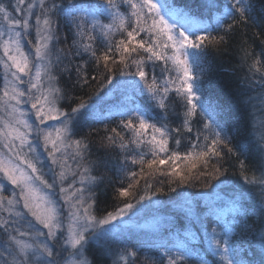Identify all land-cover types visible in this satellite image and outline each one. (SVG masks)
Here are the masks:
<instances>
[{
    "label": "snow or ice",
    "instance_id": "1",
    "mask_svg": "<svg viewBox=\"0 0 264 264\" xmlns=\"http://www.w3.org/2000/svg\"><path fill=\"white\" fill-rule=\"evenodd\" d=\"M196 4L200 11L187 4L178 7L175 0H97L95 3L92 0H0V67L3 69L0 264H104L102 257H111V264L136 262L137 251L125 246L113 252L108 245L118 230L127 227L123 217L131 213L135 205L128 202L101 218L95 215L93 187L97 177L92 171L104 161L90 159L88 135L75 138L82 122H102L105 115L96 104L89 105L82 100L75 107L69 105L68 110L60 103L65 99L59 86L61 76L74 70L76 83L88 85L89 61L97 71L103 69L101 78L107 84H112L115 78L116 65L123 66L117 69L121 76L133 77L119 82L109 92L125 87L140 95L146 92L162 110L169 107L166 102L170 93L174 92L184 102L181 127L171 129L164 122L166 111L159 121L153 122L144 109L127 97L133 106L119 112L125 117L117 125L121 131L112 128L113 135L107 136V140L113 146L119 141V148L126 152L121 170L126 171L129 180L138 175L128 167L129 161L131 165H140L143 172L144 165L153 169L167 160L173 163L180 160L181 153L172 151L169 141L178 147L180 139L173 134L179 136L182 130L192 132L193 120L202 123L210 136H203L201 146L197 133L191 150L183 154L184 159L204 160L207 164L227 154L239 159L251 151V145L233 146L231 139L222 135L225 109L204 98L197 72L203 73L209 49L226 46L237 25H252L264 32V11L257 13L254 0H229L222 12L216 0H196ZM214 9L217 10L214 23L205 22L204 11L211 16ZM229 20L232 22L228 23ZM62 29L67 30L63 37ZM62 38H71L69 49L59 47ZM141 51L143 57L133 58V53L139 56ZM85 54L88 60L83 59ZM76 57L82 62L73 64ZM260 57H264V49ZM260 57L245 53V58L251 61L250 72L260 71L258 66L264 65ZM146 61L151 62L147 71ZM157 61L162 62L163 70L169 73L162 81H158L155 74ZM131 65H135V71H127ZM249 83L253 90H260L259 104H251L253 98L244 99L247 93H243L233 101L236 115L242 109L255 107L264 112V72H260L259 82L251 80ZM101 91L103 88L95 95L102 100ZM122 132L129 134L128 143L124 142ZM259 143L254 167L260 175L245 174V162L241 160V177L244 184L251 187L245 188L242 184L232 202L235 211L247 216L244 201L254 199L253 190L259 189V230L245 223L237 232L235 222L228 221L220 224L221 232L212 229L210 247L221 264H257L248 258L249 251L259 255L258 264H264V132L260 134ZM148 156L151 158L146 159ZM196 166L192 164L193 168ZM173 173L180 183L187 179L175 168ZM223 174L219 167L214 173H202L206 176ZM46 175H50V180ZM145 187L150 185L146 183ZM118 193L122 197L130 196L126 188L119 189ZM146 199H151L150 193L141 195L136 202ZM257 236L259 253L255 248ZM245 242L247 248L243 247ZM92 244L97 245L101 258H88ZM160 247L166 248L163 257L167 258V264H183L193 255L199 264H208L204 256L186 245Z\"/></svg>",
    "mask_w": 264,
    "mask_h": 264
},
{
    "label": "trees",
    "instance_id": "2",
    "mask_svg": "<svg viewBox=\"0 0 264 264\" xmlns=\"http://www.w3.org/2000/svg\"><path fill=\"white\" fill-rule=\"evenodd\" d=\"M92 2L95 3L97 0H92ZM216 2L220 6L219 11L222 12L223 5L229 0H216ZM254 2L257 13L264 11V0H254ZM175 3L178 7L187 4L196 11H200L196 0H175ZM216 14V9L212 11L211 16L205 10L202 19L205 22L214 23ZM104 22L109 21L104 20ZM231 22V20L228 21V23ZM66 31V29H62V37ZM220 34H223L222 30ZM213 35H216V32H213ZM70 46L71 38L61 39L60 48L67 50ZM97 46H99V42H97ZM262 49H264V32L252 25H237L226 46L209 49L203 73L197 72V79L204 98L213 105L217 103L223 105L225 109L226 123L222 135L226 139L230 138L233 146L251 145V151L246 156H240L239 159L235 155L227 154L222 159L220 157L213 158L207 164L204 163V160L184 159L183 154L191 150L197 133L201 137L199 142L201 146L204 143L203 136H210V133L203 129L202 123L193 120L192 132L182 130L179 136L173 134L174 138L180 139L178 147L171 140L169 141V148L181 153L180 160L175 163L172 160H167L164 165H155L153 169H148L147 165H144L143 172L140 171V165H131L129 161L130 170L138 173L137 177L131 180L127 178L126 171L121 170L126 152L119 148V141L113 146L109 145L107 140V136L113 135L111 129L117 128L120 120L125 119L119 115V112L133 106L132 101H134L135 105H139L152 117L153 122L159 121L166 111L167 120L164 122L168 124L169 128L175 129L181 127L182 124L183 100L174 92L170 93L166 102L169 107L167 110H162L155 106V102L149 98L146 92L144 95H140L127 87L109 92V89H113L119 82L133 79L131 76L120 75L117 69H122V65H116L113 68L115 78L112 84H107L101 78L103 69L97 71L91 61L87 68L90 79L88 85L76 83L74 70L71 74L66 73L61 76L59 86L64 92L65 99L60 103L65 110H68L69 105L75 107L82 100L89 105L96 104L97 108L105 115L102 122L92 120L87 123L82 122L76 129L75 137L80 139L82 135H88L91 148L90 159L104 161L103 165L94 167L92 171V175L97 177V183L93 187L96 199L95 215L101 218L109 212H115L128 202L135 205L132 209L137 212L135 223L118 230L115 237L108 241L113 252L127 246L138 253L135 264H167V258L163 257L166 248L160 247V245H166L167 248H172L173 245H186L204 256L208 264H221L219 257L215 256L210 247L209 234L212 229L221 232L220 224L228 221L235 222L237 232L241 231L245 223L257 231L259 230L261 207L259 189L253 190L254 199L244 201V206L248 210L247 216H242L235 211L232 202L238 195L242 184L245 188L251 187L244 184L241 177V160L245 162V174L249 177L253 174L257 177L260 175L254 165L257 163L259 137L264 132V124H262L264 112L255 107L242 109L241 113L236 115V104L233 101L238 100L243 93H247L244 99L251 96L253 98L251 104L258 106L260 90H253L249 81L259 82L260 72H264V65L258 66L260 67L259 72H250L251 61L245 58V53L260 57ZM143 56L142 51L139 56L137 53H133V58ZM260 58L264 60V57ZM83 59L88 60L87 54ZM81 62L79 57L72 60L73 64ZM65 63L68 62L65 61ZM150 66L151 62L146 61L145 70L147 71ZM127 71H135V65H131ZM155 74L158 81H162L169 73L163 70V63L157 61ZM69 75H71V79H69ZM92 76H95L96 79L91 80ZM0 87H2L1 81ZM101 88H103V91L100 92L102 100L95 95ZM127 97H131L132 101L127 100ZM109 113L111 114L109 115ZM117 131H121V129L117 128ZM122 135H124V142L128 143L129 134L122 132ZM144 150L146 151V149ZM224 151L226 152V149ZM150 158V156L146 157V159ZM161 158L165 157L161 156ZM193 163L197 165L195 168L192 167ZM217 167L221 168L223 175H202V173H214ZM173 168L187 177L184 183L179 182L173 173ZM221 181H223L222 184ZM146 183L150 187H145ZM130 184L131 187H129ZM121 188H126L130 196H120L118 190ZM146 192L151 194V199L137 203L139 197ZM145 204L147 205L145 208L139 209ZM150 205H153L154 208H149ZM139 227L140 229H137ZM258 241L259 237L257 236L255 243L257 253L260 251ZM243 247H248L246 242ZM87 255L90 260L101 258L96 244L90 246ZM248 258L255 260L258 264L260 257L249 251ZM102 259L104 264H111V257H102ZM183 264H199V260L196 255H193Z\"/></svg>",
    "mask_w": 264,
    "mask_h": 264
},
{
    "label": "rangeland",
    "instance_id": "3",
    "mask_svg": "<svg viewBox=\"0 0 264 264\" xmlns=\"http://www.w3.org/2000/svg\"><path fill=\"white\" fill-rule=\"evenodd\" d=\"M28 47L29 46L26 45V50H28ZM2 75H3V69H2V67H0V81L1 82H2ZM46 163H50V162L46 161ZM44 171H45V173L48 172L47 167L44 168ZM45 178L50 180V175H46ZM149 208L153 209L154 206L153 205H150ZM134 210H132L131 213H129L128 215H126V216L123 217V220L127 222V225H131L132 223H135L134 220H135V217H136L135 215L137 214V212L134 211ZM117 223H120V222L118 221ZM137 229H140V227L137 228Z\"/></svg>",
    "mask_w": 264,
    "mask_h": 264
}]
</instances>
